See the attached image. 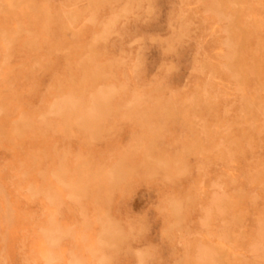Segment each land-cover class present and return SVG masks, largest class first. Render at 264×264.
<instances>
[{
	"label": "rangeland",
	"instance_id": "1",
	"mask_svg": "<svg viewBox=\"0 0 264 264\" xmlns=\"http://www.w3.org/2000/svg\"><path fill=\"white\" fill-rule=\"evenodd\" d=\"M128 5L133 14L107 39ZM90 61L129 92L145 88L154 103L139 115L121 111L118 100L95 142L63 124L14 134L19 117H34L59 93L91 87ZM0 109V207L12 212L10 222L0 216L8 264H43L37 228L48 209L24 186L43 183L41 173L65 155L83 158L72 166L77 177L124 156L132 170L117 189L93 183L79 207L66 201L65 224H80L81 211L95 217L110 202L118 219L145 218L148 231L132 246H156L160 264L178 256L189 264V235L216 248L220 264H248L254 218L264 215V0H0ZM178 152L188 161L185 176L151 178L147 155ZM220 189L229 197L226 212L201 229ZM169 196L190 200L182 230L169 229ZM74 247L68 242L62 251ZM119 264L133 262L121 256Z\"/></svg>",
	"mask_w": 264,
	"mask_h": 264
},
{
	"label": "clouds",
	"instance_id": "2",
	"mask_svg": "<svg viewBox=\"0 0 264 264\" xmlns=\"http://www.w3.org/2000/svg\"><path fill=\"white\" fill-rule=\"evenodd\" d=\"M209 15H216L214 7L206 10ZM133 14L131 5L114 18L107 39H112L120 24ZM103 41L98 42V45ZM6 47L10 43L5 42ZM93 65L92 78L94 83L86 90L70 89L57 94L45 109L33 116H21L14 122V134L22 136L34 127L51 130L60 124L76 127L88 139L95 142L105 124L115 114L118 100L123 99L120 110L130 114L143 115L154 103L152 95L143 87L129 92L128 85L114 80L106 71L105 66L90 61ZM3 109H0L2 114ZM133 151H136L135 149ZM82 157L72 162L67 155L62 157L55 168L41 173L43 183L27 182L24 186L26 196L32 201H44L48 211L38 225L37 232L44 244L43 264H119L121 256H129L133 264H160L158 248L153 245L133 247L148 231L145 218L142 216L118 219L110 211V202L105 203L104 210L95 217H88L80 212L81 223L68 225L63 222L62 209L65 202L81 206L87 199L93 183H100L109 189H117L125 185L132 170L128 157L114 159L95 174H84L77 177L72 173V166L79 164ZM150 165L149 174L156 179L163 176L171 183L185 176L189 171L187 159L178 152L175 156L147 155ZM27 173H24L25 178ZM62 190V191H61ZM3 193H0V199ZM228 194L220 189L213 197L201 216V229H207L217 214L226 212ZM188 197L169 196L163 204V211L169 217V229L182 230L184 218L189 206ZM0 216L11 220L10 206L0 207ZM189 264H220L216 248L204 241L194 240L189 235ZM68 242L79 247L70 248L65 254L62 250ZM246 258L248 264H264V215L254 218V229L247 240ZM186 258L178 256L175 264H185ZM0 264H8V255L0 236ZM25 264H31L25 259Z\"/></svg>",
	"mask_w": 264,
	"mask_h": 264
}]
</instances>
